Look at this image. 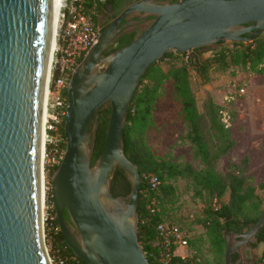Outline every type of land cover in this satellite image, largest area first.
<instances>
[{"label":"water","instance_id":"obj_1","mask_svg":"<svg viewBox=\"0 0 264 264\" xmlns=\"http://www.w3.org/2000/svg\"><path fill=\"white\" fill-rule=\"evenodd\" d=\"M56 2L0 0V264H53L44 229L42 134ZM136 14L144 17L123 23ZM151 15L139 37L105 54L121 32ZM263 33L264 0H136L100 31L72 77L67 148L50 186L60 231L79 258L87 264H150L139 238L143 179L124 142L131 102L149 67L169 51L194 56L195 49L251 43ZM108 102L105 146L93 163L97 111ZM118 166L131 183L127 196L112 192ZM263 226L264 210L251 228L227 235L226 264H240L234 255L244 246L251 252Z\"/></svg>","mask_w":264,"mask_h":264},{"label":"trees","instance_id":"obj_2","mask_svg":"<svg viewBox=\"0 0 264 264\" xmlns=\"http://www.w3.org/2000/svg\"><path fill=\"white\" fill-rule=\"evenodd\" d=\"M104 4L98 6V12L103 9ZM98 18L97 15L93 16L97 26ZM154 18L155 16L151 15L147 20L151 21ZM104 27V24L102 27L99 26L100 31ZM145 29L146 27L143 28L141 25L128 28L116 37L111 48L117 50L127 46ZM215 46L216 48L211 49L207 56L204 55L205 47L195 49L194 56L176 51L167 52L149 67L131 102L124 130L125 151L130 160L139 166L143 179L139 197V238L150 264H162L161 249L156 244L158 239L156 225L161 221L172 220L169 219L170 206L176 203L177 198L174 182L179 179L190 181L196 193L205 201L203 217L197 222L202 224L206 231L203 244L208 245L207 250L213 257L211 264H226L227 235L233 231L243 232L251 228L264 210V199L258 193V188L253 184L251 177H246L236 165H231V170L226 174L218 170V162L236 143L231 137L230 129L222 121L221 106L210 99L205 110L200 111L193 85V72L203 85L211 81L213 72H231L234 75L235 69L240 67L263 74L264 33L251 43L219 42ZM167 80H173L176 97L181 102L189 128L188 139L193 145L195 156L203 164L201 170H195L191 164L160 159L146 142V131L152 124L155 105ZM110 114L109 102L97 111L98 130L93 163L104 149ZM56 168L57 166L46 167L49 186ZM152 176H157L161 181L156 190L151 187ZM261 188H264V183ZM120 189L124 192H119ZM112 192L115 196L128 195L131 192V183L119 166L113 178ZM227 195L229 200L224 201ZM154 196H157L159 202L156 211L151 212L150 204ZM47 203L53 204L49 212L56 214L50 189L47 192ZM65 217L70 220L67 212ZM57 226V220H49L46 224V243L50 247L49 254L54 262L60 264V261L64 260L66 264H87L68 246L61 231L56 230ZM254 239L252 247L264 242V226ZM188 243L190 244V239ZM191 246L194 248V243L191 242ZM172 260L173 264H202L196 257L184 258L175 255ZM254 264H264V252Z\"/></svg>","mask_w":264,"mask_h":264},{"label":"rangeland","instance_id":"obj_3","mask_svg":"<svg viewBox=\"0 0 264 264\" xmlns=\"http://www.w3.org/2000/svg\"><path fill=\"white\" fill-rule=\"evenodd\" d=\"M148 23L149 21L143 23L141 26L145 28ZM98 24L100 27L103 25L100 17L98 18ZM215 48V45L206 46L203 49L205 51L204 55H209L211 49ZM239 69L242 74H238V77H235L236 73L233 75L231 72H213L211 74V81L206 85H203L193 72L195 96L200 111H203L210 99L217 105L222 106L225 105L226 99L230 94L236 95L235 100L231 102L229 107L232 116L229 129L237 136L239 148H236L228 159L221 158L217 164V168L220 172L226 174L231 170L229 163L233 161L235 163L236 160L238 163L235 164L238 167L237 169L246 177L252 178L253 184L258 188V193L264 199V188H261L264 183V169L262 165L264 152L261 151L263 148H257L259 145H264V133L256 132L258 130L257 122L259 118L253 114L254 111L259 110V99L264 98V76L257 75L252 79L249 77V70H244L241 67ZM253 80L256 85L254 88L249 87L250 82H253ZM242 88L245 89V93L241 94L239 90ZM250 131L253 134H250ZM188 132L189 128L182 112L181 102L176 97L173 80H167L155 105L152 124L146 131V142L160 159L181 164H191L195 170H201L203 169V164L194 154L193 145L187 136ZM247 149L252 154L255 164L251 162L250 156H246ZM44 162L45 165L48 163L46 155ZM174 184L177 188V198L176 203L170 206L169 219L177 222L182 231L188 236V239H190V244L188 243L189 245L185 248H180L179 253L183 254L181 256L184 258L196 257L202 264H211L213 257L207 250L208 245L203 244V237H206V231L203 225L197 222L203 217L205 201H203V197L196 193L190 181L179 179ZM49 189V179L46 173V202ZM228 200L229 196L227 195L224 201ZM191 242L194 243V248L191 246ZM47 247L50 249L49 245ZM252 248L254 260L257 262L263 255L264 242ZM54 264L56 263L54 262Z\"/></svg>","mask_w":264,"mask_h":264},{"label":"built area","instance_id":"obj_4","mask_svg":"<svg viewBox=\"0 0 264 264\" xmlns=\"http://www.w3.org/2000/svg\"><path fill=\"white\" fill-rule=\"evenodd\" d=\"M106 1L108 0H59L61 7L51 57L46 96L44 158L45 155L48 157V163L45 165L44 162L45 177L47 173L46 167L58 166L65 155L67 148L65 121L67 117L68 91L77 66L98 41L100 28L95 24L93 16L97 15L98 6ZM88 4H91V6L89 7ZM239 93H245V89L242 88ZM235 97L236 95L230 94L226 99L225 105L221 106L222 121L228 128H230L232 122L229 107ZM150 183L152 189L156 190L161 181L157 176H152ZM158 202L157 196H154L150 204L151 212L156 211ZM52 208L53 204L47 203L45 200V238L47 222L49 220H57V215L49 212ZM156 229L158 232L156 244L161 249L160 261L162 264H173L172 259L177 255V249L188 246V236L182 231L179 224L173 221L158 222ZM56 230L60 231L59 224ZM51 261L54 264L52 258ZM60 264L66 263L61 260Z\"/></svg>","mask_w":264,"mask_h":264},{"label":"flooded vegetation","instance_id":"obj_5","mask_svg":"<svg viewBox=\"0 0 264 264\" xmlns=\"http://www.w3.org/2000/svg\"><path fill=\"white\" fill-rule=\"evenodd\" d=\"M136 0H108L105 2L103 9L97 13V17H100L102 20V24L105 25V27L114 21L117 17H119L133 2ZM165 2H170L171 0H163ZM141 15H129L128 17L125 18L123 23L127 22L128 20L131 19H139L141 18ZM142 25V24H139ZM104 27V28H105ZM115 51L113 48H109L105 54H109L111 52ZM119 192H124L123 189L118 190ZM120 193V194H122ZM122 196H127V195H122ZM252 248V242L249 245ZM235 261H239L240 264H254V255H253V248L252 251L250 252L248 250V246H244L241 248V252L239 254H235Z\"/></svg>","mask_w":264,"mask_h":264},{"label":"crops","instance_id":"obj_6","mask_svg":"<svg viewBox=\"0 0 264 264\" xmlns=\"http://www.w3.org/2000/svg\"><path fill=\"white\" fill-rule=\"evenodd\" d=\"M245 70V69H244ZM248 71V70H247ZM235 73H236V75H235V77L237 76L238 77V74H242V73H240V69L239 68H237V69H235ZM250 76L249 77H251L252 79H254V77H256L257 75L258 76H264V73L263 74H260V73H256V72H251V71H249V73H248ZM256 85H255V82H254V80H253V82H250V86L249 87H255ZM258 101V100H257ZM260 101H262V102H260ZM258 107H259V110H257V111H254V116L255 117H257V118H259V120H258V122H257V125H258V130L256 131V132H261V133H264V98L263 99H259V105H258ZM262 126V127H261ZM230 132H231V137L233 138V140L235 141V146L228 152V154H226L225 156H223V159H228V157H230V155L236 150V148H239V141H238V139H237V136H235V134H234V132L232 131V130H230ZM250 134H253V132L252 131H250ZM257 148H263L261 151H263L264 152V145L262 144V146H257ZM250 156V158H251V162H254V160H253V158H252V154H250V152H249V150L247 149L246 150V156ZM249 158V159H250ZM234 162V161H233ZM229 163V166H231V165H235V164H238L237 163V161L235 160V163ZM254 164H255V162H254ZM250 165V164H249ZM262 165H263V169H264V161L262 162ZM248 168H249V166H248ZM250 171V170H249ZM251 173V172H250ZM180 248H185V247H179L178 249H177V255H182L183 256V254H180L179 253V249Z\"/></svg>","mask_w":264,"mask_h":264},{"label":"bare ground","instance_id":"obj_7","mask_svg":"<svg viewBox=\"0 0 264 264\" xmlns=\"http://www.w3.org/2000/svg\"><path fill=\"white\" fill-rule=\"evenodd\" d=\"M60 2L58 0V2H56V25H57V22H58V17H59V12H60ZM57 28V26H56ZM54 46V45H53ZM45 109H46V102H45V105H44V112H43V134H42V138H43V144H44V122H45ZM44 150V149H43ZM43 155H44V151H43Z\"/></svg>","mask_w":264,"mask_h":264}]
</instances>
